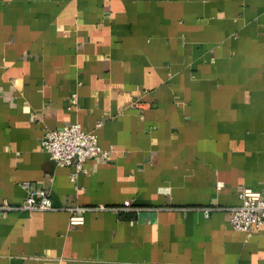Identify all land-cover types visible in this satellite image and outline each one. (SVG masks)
Returning a JSON list of instances; mask_svg holds the SVG:
<instances>
[{"label":"crops","instance_id":"crops-1","mask_svg":"<svg viewBox=\"0 0 264 264\" xmlns=\"http://www.w3.org/2000/svg\"><path fill=\"white\" fill-rule=\"evenodd\" d=\"M74 121L109 152L71 181L39 139ZM22 180L52 207L0 214V264H264L224 208L264 198V0H0V200Z\"/></svg>","mask_w":264,"mask_h":264},{"label":"built area","instance_id":"built-area-1","mask_svg":"<svg viewBox=\"0 0 264 264\" xmlns=\"http://www.w3.org/2000/svg\"><path fill=\"white\" fill-rule=\"evenodd\" d=\"M94 124L97 127L100 121H96ZM39 144L48 152L54 164L73 166V170L69 174L71 181L75 179L78 171H86L83 163L87 159L94 156L103 158L109 152V149L100 147L94 130L84 129L75 121L55 128L45 127L39 139ZM20 185L25 191L24 198L17 203L1 199L0 214L9 210H43L52 207L46 188L32 185L27 180H22ZM237 197L239 199L238 203L224 208L228 211L230 225L234 229L242 230L247 236L251 233L252 228L261 225L264 221V198L260 190L249 186H241L237 190ZM130 204L129 200H123L120 208L130 206ZM95 207L103 208L105 206L98 204ZM87 208L91 207L80 205L66 207L69 211L68 224L82 223V211ZM209 208L204 207V213Z\"/></svg>","mask_w":264,"mask_h":264}]
</instances>
